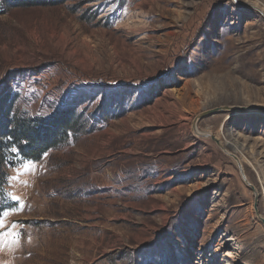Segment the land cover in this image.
I'll list each match as a JSON object with an SVG mask.
<instances>
[{"label": "rangeland", "instance_id": "rangeland-1", "mask_svg": "<svg viewBox=\"0 0 264 264\" xmlns=\"http://www.w3.org/2000/svg\"><path fill=\"white\" fill-rule=\"evenodd\" d=\"M6 2L0 100L72 131L8 168L0 264H264V0Z\"/></svg>", "mask_w": 264, "mask_h": 264}, {"label": "trees", "instance_id": "trees-1", "mask_svg": "<svg viewBox=\"0 0 264 264\" xmlns=\"http://www.w3.org/2000/svg\"><path fill=\"white\" fill-rule=\"evenodd\" d=\"M2 1L20 7L32 6L35 2L0 0V14L6 11ZM13 109L14 105L9 103L8 96L0 100V213L14 206L7 192L8 168L16 166L20 161H41L47 152L65 144L72 131L71 118L64 113L54 119L39 121L15 115Z\"/></svg>", "mask_w": 264, "mask_h": 264}, {"label": "snow or ice", "instance_id": "snow-or-ice-1", "mask_svg": "<svg viewBox=\"0 0 264 264\" xmlns=\"http://www.w3.org/2000/svg\"><path fill=\"white\" fill-rule=\"evenodd\" d=\"M23 168H24L25 172L33 171L34 168H35V165L32 163L31 160H29L27 163L23 164ZM12 199H13L14 201H16L17 203H18V201H19V197H12ZM3 215H6V213H0V216H3ZM4 227H5V225H4V223H3V219H0V229H3ZM14 227H15V225H14ZM14 235H15V238H16V240H17V242H18V240H19V236H20L21 234L17 232V233H15Z\"/></svg>", "mask_w": 264, "mask_h": 264}, {"label": "water", "instance_id": "water-1", "mask_svg": "<svg viewBox=\"0 0 264 264\" xmlns=\"http://www.w3.org/2000/svg\"><path fill=\"white\" fill-rule=\"evenodd\" d=\"M214 112H216V111H211L209 114H213ZM255 194L257 195V193H255ZM261 221H262V223L264 225V219H261Z\"/></svg>", "mask_w": 264, "mask_h": 264}, {"label": "bare ground", "instance_id": "bare-ground-1", "mask_svg": "<svg viewBox=\"0 0 264 264\" xmlns=\"http://www.w3.org/2000/svg\"><path fill=\"white\" fill-rule=\"evenodd\" d=\"M256 193H257V191H256Z\"/></svg>", "mask_w": 264, "mask_h": 264}]
</instances>
